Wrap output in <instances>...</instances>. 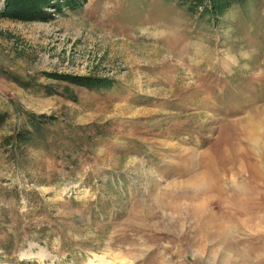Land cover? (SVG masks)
Segmentation results:
<instances>
[{"label": "rangeland", "instance_id": "1", "mask_svg": "<svg viewBox=\"0 0 264 264\" xmlns=\"http://www.w3.org/2000/svg\"><path fill=\"white\" fill-rule=\"evenodd\" d=\"M0 264H264V0H0Z\"/></svg>", "mask_w": 264, "mask_h": 264}]
</instances>
